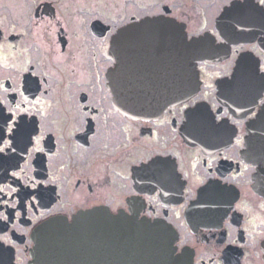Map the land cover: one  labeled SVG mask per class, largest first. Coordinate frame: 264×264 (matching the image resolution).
<instances>
[{
    "label": "flooded vegetation",
    "instance_id": "af4514ba",
    "mask_svg": "<svg viewBox=\"0 0 264 264\" xmlns=\"http://www.w3.org/2000/svg\"><path fill=\"white\" fill-rule=\"evenodd\" d=\"M97 1L39 0L32 18L0 0V264H33L42 223L96 210L166 225L178 264H264V4L154 0L110 21L87 17L110 14ZM147 16L206 36L211 56L186 101L134 116L128 89L173 81L135 54L115 78L113 37Z\"/></svg>",
    "mask_w": 264,
    "mask_h": 264
},
{
    "label": "water",
    "instance_id": "95a60500",
    "mask_svg": "<svg viewBox=\"0 0 264 264\" xmlns=\"http://www.w3.org/2000/svg\"><path fill=\"white\" fill-rule=\"evenodd\" d=\"M107 28L100 21L94 23L96 33ZM206 38L188 39L185 25L166 16H148L119 28L111 47L117 60L115 78L123 56L130 58L133 54L142 71L154 69V75L166 72V76H173L169 86L154 85L152 80L148 85L128 89L127 100L121 103L123 109L134 116H158L191 97L200 85L197 63L211 56ZM123 42L133 46L124 51ZM120 89L118 84L113 87L118 97ZM170 235L162 223L107 215L101 210L80 213L72 221L58 217L36 229L32 263L87 264L93 260L95 264H178L171 255Z\"/></svg>",
    "mask_w": 264,
    "mask_h": 264
},
{
    "label": "rangeland",
    "instance_id": "374dc122",
    "mask_svg": "<svg viewBox=\"0 0 264 264\" xmlns=\"http://www.w3.org/2000/svg\"><path fill=\"white\" fill-rule=\"evenodd\" d=\"M38 1L39 0H27L28 5L30 7V12H31L32 18L34 17V8H35V5ZM62 1H66V0H62ZM104 3L102 0H98L96 2V7L101 12H105V11L100 10V9H105V10L109 9V12H110V14L108 13L109 15H106V14L101 15L98 13L97 10H94V11H92V13L86 14L87 17L88 18L90 17L89 19H91L92 17L100 16L102 18L109 19L110 21H112V19L115 16H116V18H119V17L121 18V16H119L120 12H122V13L125 12L124 18L128 17L131 13H135L138 16H142V15H145L147 13H150V14L154 13V0H152V1H150V0H111L110 3L108 2V0H104ZM4 11L8 12V9H5ZM120 21L123 22L122 20H118L119 23L117 25H119L121 23ZM74 26L79 27L78 24H75Z\"/></svg>",
    "mask_w": 264,
    "mask_h": 264
},
{
    "label": "snow or ice",
    "instance_id": "6c2138e0",
    "mask_svg": "<svg viewBox=\"0 0 264 264\" xmlns=\"http://www.w3.org/2000/svg\"><path fill=\"white\" fill-rule=\"evenodd\" d=\"M260 2H261L262 4H264V0H260Z\"/></svg>",
    "mask_w": 264,
    "mask_h": 264
}]
</instances>
